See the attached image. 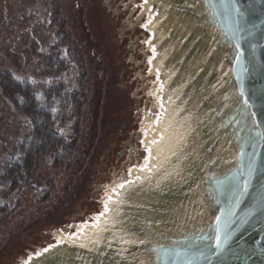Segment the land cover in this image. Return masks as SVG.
Wrapping results in <instances>:
<instances>
[{"label":"rangeland","instance_id":"obj_1","mask_svg":"<svg viewBox=\"0 0 264 264\" xmlns=\"http://www.w3.org/2000/svg\"><path fill=\"white\" fill-rule=\"evenodd\" d=\"M57 2L54 23L53 0H0V71L40 84L38 106L53 113L59 135L76 141L61 166L42 155L13 187L3 165L20 158L33 126L0 87V264H23L61 231L96 220L110 194L135 177L133 166H146L147 125L169 99L164 71L152 70L146 0Z\"/></svg>","mask_w":264,"mask_h":264},{"label":"water","instance_id":"obj_2","mask_svg":"<svg viewBox=\"0 0 264 264\" xmlns=\"http://www.w3.org/2000/svg\"><path fill=\"white\" fill-rule=\"evenodd\" d=\"M146 1H150V12L162 17L165 15L162 4L170 5L168 16L175 25L167 38L176 37L180 41L176 53L184 51L178 72L172 74L169 64L160 68L164 79L170 77L166 90L172 95L174 109L180 110L176 121V126H181L177 149L156 170L157 182L150 187L149 197L137 202L124 196L118 206L120 211L116 212L117 228L107 232L113 237L110 245L80 249L76 256L56 255L39 263L157 264V252L153 249L159 245H191V252L196 253L213 244L212 239L201 237L215 235L219 216L222 235L230 234L224 264H264V202L259 199L264 191V140L257 134L264 131V101L259 96L252 97L253 107L247 108L240 94L241 84L249 97L253 89L264 86V15L258 9L253 18L257 25L252 30L254 34L244 33L247 37L242 41L244 61L254 54L257 65L248 66L245 73L242 64L237 63L235 42L226 34L228 21L221 18L217 22L205 0ZM256 2L259 5L261 0ZM239 3L247 4L248 0ZM151 33V40L157 39L160 27ZM249 42L255 45L254 49ZM163 46V41L154 46L155 56ZM193 59L201 60L202 66L190 80L181 78L179 72L188 68ZM198 98L199 105L192 108ZM187 149L191 150L190 155ZM252 161L255 171L248 192L243 197L233 196L230 185L248 179ZM234 176H239V181L226 180ZM125 232L132 240L122 245L117 238ZM59 241L49 243L38 253ZM37 256L32 253L26 261ZM193 259L194 264H208L196 256ZM217 259L214 257L212 264H217Z\"/></svg>","mask_w":264,"mask_h":264},{"label":"bare ground","instance_id":"obj_3","mask_svg":"<svg viewBox=\"0 0 264 264\" xmlns=\"http://www.w3.org/2000/svg\"><path fill=\"white\" fill-rule=\"evenodd\" d=\"M164 7V16L155 15L152 12L151 22L148 24V30H154L156 27H160L161 35L157 39H152V43L158 46L162 41L164 46L162 47L161 53L158 56L153 57V68L152 70H157L162 68V66L169 64L168 68H172V74L176 71L178 72L180 64L182 62L184 51L179 54L176 53L179 48L180 41L175 37V39L167 38L170 30L175 25V22L171 21L168 16L170 11V5L167 3L162 4ZM145 10H149L150 1L145 3ZM167 16V17H165ZM178 41V42H177ZM175 59V60H172ZM168 66V65H167ZM202 66V61L198 59H193L190 61L188 68L181 69L179 72L181 78L190 80ZM165 84L167 85L170 81V77L165 76ZM182 93V90H181ZM172 95H169L168 101H166L163 111L160 113L159 117L155 120L152 118L153 125H147L148 133L145 138V144L148 146V159L146 160L145 167L133 166L132 174L136 177H142L137 180V178L128 180L125 182L123 187L118 189V192H113L110 194L108 199L107 209L96 215V220H87L82 227L75 233L61 231L59 236V242L48 247V251H43L42 254L37 257H33L27 260V264H36L42 260H46L49 257H55L56 255L64 256H76L80 249H90L96 248L97 245L105 244L110 245L113 237L108 235V229H116V212L118 206L123 201L124 196L133 198L134 201L140 202L145 200L150 196L152 191L151 186L156 185L157 169L164 165L166 159L172 157L177 149V141H179L180 136L179 131L181 126H176V121L180 115V110H175L173 103L171 102ZM195 102V101H194ZM199 98L196 100L192 108H196L199 105ZM149 124V123H148ZM189 147V146H188ZM188 155L191 154V150L187 149ZM174 179V177L172 178ZM167 184V183H166ZM132 238H129L127 232L117 238V242L126 245L130 242ZM63 241V242H61ZM37 258V259H34ZM40 264V263H39Z\"/></svg>","mask_w":264,"mask_h":264},{"label":"snow or ice","instance_id":"obj_4","mask_svg":"<svg viewBox=\"0 0 264 264\" xmlns=\"http://www.w3.org/2000/svg\"><path fill=\"white\" fill-rule=\"evenodd\" d=\"M205 4L210 9V15L215 17L217 22H220L221 18L228 21L226 34L235 42V49L237 51L236 59L237 63L242 64V71L245 73L248 72V66H252L254 68L257 67L254 54L250 60L247 62L244 61V49L242 47V41L247 39V37L244 35L245 32H247L248 36L254 34L252 30L255 29L257 25L253 18L256 16L258 9L260 14L264 15V0H261L259 5L257 4L256 0H248L247 4H241L239 3V0H219L218 3L217 0H205ZM262 23H264V21H262ZM245 25H247V27H245ZM249 43L254 49L255 45L251 44V42ZM240 94L242 97H244V104L247 106V108H252V97L259 96L261 100L264 101V86L253 89L252 95L249 97L245 92L243 84H241ZM252 115H255V113L253 112ZM249 131H252V129H249ZM257 134L261 140H264V131H259ZM241 156H243V149H241ZM242 167L243 165L241 164V168ZM254 171L255 163L252 161L248 166V179L239 181V176L226 178V180L239 181L237 183L231 184L229 187V190L233 196L243 197L248 192L250 178L252 177ZM242 174L243 173H241V175ZM218 183L223 185L225 182L218 181ZM121 187H123V185H121ZM262 190H264V185H262ZM259 199L264 202V191L261 192ZM239 202V199H236L235 203L239 204ZM223 212L224 210L222 209L221 213L223 214ZM229 215H231V212H229ZM216 220L217 224L215 227V235L213 237H201V239H212L214 241L213 244L205 246L206 250L201 249L196 253H192L191 245L187 247H179L175 244L173 246L167 247L164 245H159L157 248L153 249L157 252V264H160L161 260L163 261V264H169V261H171V264H181V262L182 264H194V256L203 260H207L208 264H212V259L216 257L218 258L217 264H224V257L227 254L225 249L228 245L230 234L225 233L222 235L219 227L220 217L218 216ZM44 251L47 252L48 249L45 248ZM39 254L40 253H37V255ZM25 264H27V261H25Z\"/></svg>","mask_w":264,"mask_h":264},{"label":"trees","instance_id":"obj_5","mask_svg":"<svg viewBox=\"0 0 264 264\" xmlns=\"http://www.w3.org/2000/svg\"><path fill=\"white\" fill-rule=\"evenodd\" d=\"M52 13L54 23H58L57 19L61 17V9L57 0H53ZM62 27L66 28V25H62ZM0 87L3 93L12 99L17 108L29 115L33 126L31 138L27 143L20 145V158L7 160L3 165L6 174L11 178L13 187H16L24 175H33L42 155H52L54 164L61 166L75 153L76 141H67L59 135L54 128L56 119L53 113L49 109L38 106L37 91L41 87L40 84L20 80L9 71H0ZM82 105L83 103L78 100L79 110ZM28 180L29 177L26 178L25 183Z\"/></svg>","mask_w":264,"mask_h":264}]
</instances>
